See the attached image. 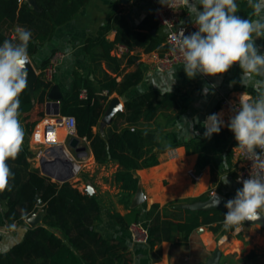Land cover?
I'll use <instances>...</instances> for the list:
<instances>
[{
    "label": "crops",
    "instance_id": "0c3cea01",
    "mask_svg": "<svg viewBox=\"0 0 264 264\" xmlns=\"http://www.w3.org/2000/svg\"><path fill=\"white\" fill-rule=\"evenodd\" d=\"M236 2L239 5L238 15L243 18L252 16V9L247 0ZM157 6H162L160 0H89L73 20L56 29L52 39L34 58L30 57L40 75V67L49 62L52 55L61 53L62 59L53 81L54 85H58L63 98L71 93L76 74L90 78L98 86V81L104 74L122 82L127 74L138 71L142 73V78L135 87L123 96L113 93L105 103L102 118L94 127V131L102 135L110 129L122 130L130 127L125 120L117 117L119 113L125 112L127 101L150 92H157L161 96L173 94L176 97L177 103L172 108L160 109L154 120L147 122L140 119L136 124L141 135L150 141H156L164 148V151L159 153L158 165L136 171L135 174L139 178L137 192H125L118 187L115 181L118 165L113 162L97 164L87 140H81L80 143V146L87 147V166L78 179L70 183L83 193L98 198L101 218L95 223L96 230L104 238L123 244L128 250L130 264H204L217 248L222 252V264H264V229L257 225L244 222L239 231L235 228L225 230L223 224L218 231L211 229V226H203L195 230L187 240L178 234L172 241L153 246L150 240L144 243L134 242L130 228H121L113 218V215L120 214L133 222L134 214L138 211L139 222L147 225L148 211L155 204L164 207L187 199L204 196L209 198L213 194H221L229 199V196H235L236 190L242 187L236 180L238 163L233 155L236 143L234 134L225 126L219 134H213L208 139L204 137L206 129L202 127L208 116L222 113L220 108L224 96L232 94L239 97L242 93L255 96L251 87L244 88L238 82L230 86L231 81H239L241 76L238 64L220 76L198 75L189 79L183 65L174 66L164 72L152 69L149 57L157 52L146 53L142 48L129 50L126 45L115 43L110 55L119 61L117 72L105 59L94 60L86 49L87 42L90 39L97 40L105 26H110L105 39L113 43L123 18L132 29H136L148 15H154ZM152 33L163 38V45H166L165 28L158 23L157 30ZM256 43L264 46V39H257ZM120 45L125 46L128 51L119 54ZM261 51L264 52V47ZM96 52L99 53L100 49ZM173 71L176 72V78L170 92V75ZM211 85L215 87L205 94L203 89ZM115 99H118L120 106L109 114ZM45 104L41 107L44 117L47 116ZM39 112V106L36 105L30 121L38 120L36 113ZM182 118H186L191 124L188 129L191 138H187L185 132L177 126ZM194 118H198L199 122H194ZM19 119L24 129L22 145L29 147L34 154L35 146L32 133L27 128V120L21 114ZM157 147L155 150H158ZM59 157L60 154L55 160ZM31 161L43 174L41 166ZM191 171L202 172V178L194 181L190 176ZM226 176L229 184L223 183ZM186 205L190 204H181L183 208H186ZM5 210V205L0 202V253L8 251L22 239L28 228L42 224L43 219V211H39L36 213L37 219L40 220L37 225H30L27 219L26 225L13 224L10 227L4 217ZM172 211L170 207L168 212ZM213 226L217 227V224Z\"/></svg>",
    "mask_w": 264,
    "mask_h": 264
},
{
    "label": "trees",
    "instance_id": "16d2710c",
    "mask_svg": "<svg viewBox=\"0 0 264 264\" xmlns=\"http://www.w3.org/2000/svg\"><path fill=\"white\" fill-rule=\"evenodd\" d=\"M88 1L36 0V6H33L28 0H0V44L5 39H11L17 26H23L32 32L28 52L34 58L52 39L56 29L73 20ZM121 22L115 42L105 39L109 25L102 29L97 40L87 42L86 49L94 60L105 59L118 72L119 61L110 55L115 43L126 45L129 50L142 48L146 53L157 52L159 55L168 51V45H163V38L152 33L158 28L154 15H148L136 29H132L125 18ZM97 49H100L99 53ZM47 65L48 61L40 69ZM141 78L140 71L125 75L122 82L104 74L96 86L90 78L76 74L71 93L61 101V114L75 117L77 136L89 142L95 162L99 165L116 163L115 181L122 191L131 193L137 192L139 187L136 171L158 165L159 153L164 151L156 141L141 135L136 124L140 119L147 122L154 120L160 109L172 108L177 103L175 95L161 96L150 92L127 101L125 112L117 117L125 120L130 127L110 129L105 135L95 132L94 127L99 124L109 97L113 93L123 96ZM53 85L54 81H48L41 72L34 91L31 92L28 86L20 96V114L27 120L30 133L44 118L41 107L47 102ZM36 105L40 110L36 113L38 120L30 121ZM156 146L158 150H155ZM32 159L29 147L22 145L18 157L8 161L14 173L12 190L0 192V202L6 207L4 217L10 227L13 224L26 225V220L39 211L44 212L42 224L28 228L18 243L0 253V264H130L127 248L118 241L104 238L96 230L95 223L101 218L98 198L83 193L69 181H52L33 165ZM233 197L229 196V199ZM39 198L43 201L42 207L39 206ZM206 199L208 196L164 207L153 205L147 214L151 245L172 241L178 234L187 240L203 226H211L218 231L227 209L203 211L181 206ZM170 207L172 212H168ZM134 216L133 222L120 214L113 215V218L121 228L127 229L139 222L138 211Z\"/></svg>",
    "mask_w": 264,
    "mask_h": 264
},
{
    "label": "clouds",
    "instance_id": "9594fccd",
    "mask_svg": "<svg viewBox=\"0 0 264 264\" xmlns=\"http://www.w3.org/2000/svg\"><path fill=\"white\" fill-rule=\"evenodd\" d=\"M160 3L171 9H186L197 29L188 35L184 28L175 33V50L182 57L183 70L189 79L198 75L220 76L238 64L241 76L239 81H231L230 86L238 82L255 92V96L245 93L239 96L227 123L223 113H215L202 124L206 129L204 137L208 139L226 126L234 134L236 147L251 161L248 178H238L242 187L224 204L227 209L224 229L239 231L245 221H257L264 215V52L261 51L264 46L256 43L257 39H264V0H247L252 9V16L247 18L237 14L236 0H160ZM31 40L32 32L17 26L11 39L0 44V192L12 190L14 173L8 161L18 157L24 140L19 119L20 96L29 84L27 65L31 62L28 52ZM175 78L173 71L170 92ZM214 87L206 86L203 92L208 94ZM194 122L198 123V118ZM177 126L191 138L188 131L191 124L186 118L179 120ZM223 183L229 184L227 176Z\"/></svg>",
    "mask_w": 264,
    "mask_h": 264
},
{
    "label": "built area",
    "instance_id": "2783aa9c",
    "mask_svg": "<svg viewBox=\"0 0 264 264\" xmlns=\"http://www.w3.org/2000/svg\"><path fill=\"white\" fill-rule=\"evenodd\" d=\"M154 15L159 25L167 31L165 44L168 45L169 49L164 55H159L158 53L151 54L149 57V63L154 70L161 72L169 71L174 66L183 65L182 57L178 51L175 50L176 30L184 28L185 35H188L197 29L191 23L186 9H171L165 6H157ZM182 21L184 22L183 24H181ZM126 51H128V49L125 46L120 45L118 47L119 54H123ZM61 59V53H55L51 56L48 65L41 71L48 81L52 82L54 80ZM238 102V96L229 94L223 97L220 109L226 123L231 113L232 106L238 104ZM75 137L78 138L77 122L74 116L59 114L56 116L44 117L32 132V141L35 146L32 160L40 165L44 158L55 159L57 155L60 154L62 157H66L74 163L73 175L66 181L61 182L76 181L87 166V161L85 160L87 154L82 153L79 157L77 153L69 147V142ZM81 140H86V138L80 139V143ZM236 146L237 142L234 145L233 155L238 163V174L236 177L238 182L239 177H242L243 179L248 178L251 161H248L245 155ZM190 176L194 181H198L202 178L203 173L191 171ZM238 184L242 185V183L239 182ZM130 233L134 242L144 243L149 241V229L148 226L143 223H133L130 226Z\"/></svg>",
    "mask_w": 264,
    "mask_h": 264
},
{
    "label": "water",
    "instance_id": "95a60500",
    "mask_svg": "<svg viewBox=\"0 0 264 264\" xmlns=\"http://www.w3.org/2000/svg\"><path fill=\"white\" fill-rule=\"evenodd\" d=\"M30 3L33 6H36L35 0H29ZM28 70V80H29V89L31 92L34 91V85L37 81L39 75L33 66L32 62H30L27 65ZM63 100V95L60 92V89L58 85H53L52 89L50 90L48 94V102L45 104L46 108V114L47 116H56L61 114V101ZM112 107L110 109V113L112 114L119 108V101L118 99H115L112 102ZM69 147L77 153V155L80 157L83 154H87V147L86 146H80V139L75 137L72 138L69 142ZM41 170L43 174L54 178L58 181H66L73 175V169H74V163L69 160L66 157H59L58 159H48L44 158L41 161ZM217 199L219 200V204H217ZM228 199L221 195V194H213L211 195L207 200L204 201H198L190 205H186V208H189L191 210H203V211H211V210H226L224 204ZM39 206H43V201L41 198H39ZM44 214V212H43ZM40 220L37 219L36 214H32L28 218V223L32 226H35L38 224ZM245 223L250 225H257L264 229V215L261 216V218L257 221H245ZM222 252L219 250V248L215 249V251L212 253L210 259L208 262L204 264H222Z\"/></svg>",
    "mask_w": 264,
    "mask_h": 264
}]
</instances>
